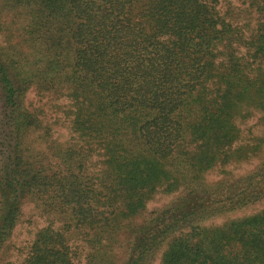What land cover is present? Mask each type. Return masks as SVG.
Segmentation results:
<instances>
[{"label": "trees", "instance_id": "trees-1", "mask_svg": "<svg viewBox=\"0 0 264 264\" xmlns=\"http://www.w3.org/2000/svg\"><path fill=\"white\" fill-rule=\"evenodd\" d=\"M256 113L264 0H0V264H264Z\"/></svg>", "mask_w": 264, "mask_h": 264}, {"label": "rangeland", "instance_id": "rangeland-1", "mask_svg": "<svg viewBox=\"0 0 264 264\" xmlns=\"http://www.w3.org/2000/svg\"><path fill=\"white\" fill-rule=\"evenodd\" d=\"M234 4L238 7V9H236L238 11V14L241 17V21L245 22L249 17H254L252 19V22H254V19L256 18V15H253L250 13L247 14V16L245 17L246 13L248 12L245 9V6L239 2H234ZM241 9V10H240ZM35 91L31 90L29 92L28 95V101L33 100V102H36L37 97L35 95ZM47 99V98H46ZM48 101V99H47ZM49 102V101H48ZM53 102V103H51ZM51 102H49L50 105H56V104H63V103H67V99L66 98H61V99H53L51 100ZM61 116V115H60ZM61 118V117H60ZM62 120L59 121V123H57L56 126V136H59L60 140L65 139V134H66V130H65V124L61 123L63 122V118H61ZM244 122V123H243ZM241 127L243 126L244 129V134H243V139L245 141H249L250 143L255 142L254 140H252V138H254L256 135L260 136L262 134H264V119H261V114L260 113H256L254 116L250 117L249 119L242 121L241 120ZM251 128L253 130V133L250 132V130L248 131V129ZM244 142V141H243ZM264 153L260 154V157L263 156ZM260 157H252L250 160L248 161H242V162H236V163H232L228 166H226L225 168L227 170H230V172L232 173V175L238 177L241 174H244L246 171L252 169L255 165L259 164V159ZM221 170L218 168L216 170H213L212 172H210L208 174V179L211 180H219L223 177L222 173L220 172ZM172 200V197L164 194V193H158L156 195V197L154 198V200H152L149 204H148V210L151 209H159L162 208L166 205H168V203ZM262 207H264V201L260 202L256 205H252L251 207H247V208H242L241 210L237 211V212H232L230 214H226L228 216H232V217H238V216H243V215H247L250 214L252 212H255L259 209H261ZM226 215H220V216H215L213 218H210L208 220L205 221L206 224L209 223H213V224H218L221 223L223 221H225L227 218H229ZM44 218H42L38 211L35 208V205L32 202H27L24 206V215H23V220L20 224V226L18 227V230L16 232V235L14 236L12 242L14 241L15 244H17L18 246H22L24 244H26V242H28L30 240V238L32 237V233L41 225H43L44 223ZM13 256V255H12ZM9 257V258H12ZM18 256L16 254H14V257L12 259L17 258ZM159 262V258H157V260L155 261L154 264H158Z\"/></svg>", "mask_w": 264, "mask_h": 264}]
</instances>
